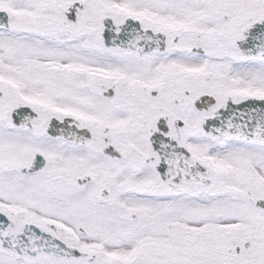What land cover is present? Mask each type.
I'll list each match as a JSON object with an SVG mask.
<instances>
[{
	"label": "snow or ice",
	"instance_id": "1",
	"mask_svg": "<svg viewBox=\"0 0 264 264\" xmlns=\"http://www.w3.org/2000/svg\"><path fill=\"white\" fill-rule=\"evenodd\" d=\"M0 264H264V0H0Z\"/></svg>",
	"mask_w": 264,
	"mask_h": 264
}]
</instances>
